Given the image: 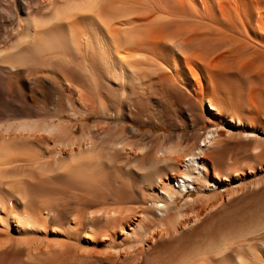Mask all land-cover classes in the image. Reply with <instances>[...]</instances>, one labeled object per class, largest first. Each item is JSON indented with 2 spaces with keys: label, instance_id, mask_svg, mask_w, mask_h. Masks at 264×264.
<instances>
[{
  "label": "bare ground",
  "instance_id": "1",
  "mask_svg": "<svg viewBox=\"0 0 264 264\" xmlns=\"http://www.w3.org/2000/svg\"><path fill=\"white\" fill-rule=\"evenodd\" d=\"M98 78L106 87L99 95ZM150 83L189 101L183 128L206 130L156 147L113 133L112 92ZM115 151L133 154L140 177L172 168L147 184L151 205L53 196L56 185L101 184ZM243 177L255 178L204 193ZM263 185L264 0H0V264H149L162 239L187 236ZM261 229L254 213L153 264H255L250 243Z\"/></svg>",
  "mask_w": 264,
  "mask_h": 264
},
{
  "label": "rangeland",
  "instance_id": "2",
  "mask_svg": "<svg viewBox=\"0 0 264 264\" xmlns=\"http://www.w3.org/2000/svg\"><path fill=\"white\" fill-rule=\"evenodd\" d=\"M66 72L68 73L67 75L71 76L72 78L79 79L82 84L84 83L89 84L87 79L78 76L74 72L68 70H66L65 73ZM97 77H100L99 74H97ZM98 80H99V86L97 85V88L98 87L99 88L96 89L95 92L99 95L100 92L102 93L106 92V87L104 86V83H102L100 78H98ZM125 91H127L126 93L128 94H126ZM163 92H164L163 87L155 83L147 84L142 88L141 87L126 88L125 86L117 87V90H114V92H112L114 95V100H115L114 102L116 103V105H110L107 108L108 115L110 116V118L108 117L110 119V122H112L113 125L117 126V129H115V131L113 130V133L124 131L125 135L123 137L124 138L123 140L128 141L133 146L134 145L141 146L148 143L147 146L149 145L150 147L151 146L156 147L159 144L166 143L169 139V135H176L184 132L193 133L197 130L198 131L206 130V128L202 124H198L196 128H190V127H188L189 129L186 127L183 128V124H182L184 120L183 110H184V106L188 104L189 101H187L185 97L181 98L178 101H172L170 98L165 96ZM127 97H128L127 101L130 99L133 103L132 105H130L131 109L128 107L129 111H127L126 116H124L122 115L121 108ZM158 98L160 102H156V99ZM118 109L119 112H117ZM92 120L89 119L88 123H93ZM85 122H86L85 119H80L78 121L79 129L82 128ZM122 126L133 127V128L140 126L142 132L140 133V135L137 133H132L128 131V129L124 130ZM148 131L150 132V134L148 133L149 135L146 134ZM108 138L110 139L111 137H107V140ZM150 142H152L153 144ZM128 148L130 151H132V146ZM115 152L116 154L114 155ZM115 152L111 157L112 159L111 162L106 161L103 164L105 169L104 172L105 178L101 184L93 188L76 185V184L56 185L54 186L55 191L51 190L53 191L51 192L53 193V196L57 198L63 197L62 199L64 200H67L72 197H75L76 200L82 198L81 199L82 201L87 200L86 202H97V203L104 202L106 204H112L114 206H119L122 204L151 205V201L154 200L155 197H153L152 194L153 192L150 193L147 190V184L148 183L156 184L160 178L165 179L166 176H169L170 173L173 171L172 168L170 170V168L161 166V168H157L155 170L145 172L144 176L140 177L139 171L135 169L136 167L132 164L131 161L133 159L132 158L133 154L132 156L127 157L128 155L126 156V153L122 151L121 152L115 151ZM139 158L140 157H137V160ZM138 161H139L138 165L142 164L141 167H143V165L145 166L149 164L147 159L146 160L144 159L142 163H141L142 161L141 159ZM220 164L223 165L221 166ZM219 166H220L219 168L222 170L226 166V163H219ZM224 173L225 172H221V174ZM254 178L243 177L239 180H236L233 184L232 183L227 185L221 184L216 189L208 190L205 191L204 193L212 194L218 191L231 189V187L233 188L234 186L239 187L242 185V183L244 184L249 181H252ZM247 190L243 191V193H240L241 195L239 194L238 196H236L235 199H233L231 202H228L224 207H221L215 213L213 212L210 215H208L207 218L204 219L203 222L199 223L197 228L195 227V229L191 231L189 234H188L189 230L185 231L188 234L187 236L181 239L176 237L168 240L162 239L159 242L160 245L155 250H153L152 255L154 257L150 255L155 260L153 259L152 262V259H150L151 257H149L148 259H150L151 262L150 260H148L149 262L147 261V263L153 264L154 262L157 261L160 262L166 261L167 258L173 256L172 253L176 252V249L179 250L178 248L183 246V244H186L189 241L191 242L201 237L202 238L207 237L205 238L206 240L213 238V236L216 235V233L220 232L221 230L223 231L224 229H227L232 224L235 223L239 224L245 222L247 219L253 217L254 213L257 219L258 218L260 220L264 219V185L259 187V189L257 188V190L250 188ZM189 193L192 194V196L197 195V193L193 190L190 191ZM87 198H89L90 200ZM76 200L74 201L73 206H75ZM183 202L184 199L179 200L178 206H182ZM59 203H60L59 209L66 208V202L59 200ZM255 235L258 237H256ZM253 236L256 237L257 240L256 239L253 240L250 244L253 248H256L258 255L260 253V257L258 256L259 259H257L256 256L257 260L255 261L256 262L255 264H264L263 262L264 249H262L264 248V229H261L257 233L253 234Z\"/></svg>",
  "mask_w": 264,
  "mask_h": 264
}]
</instances>
